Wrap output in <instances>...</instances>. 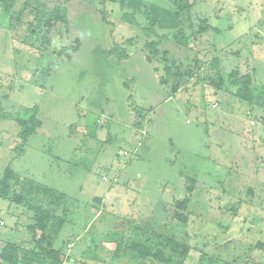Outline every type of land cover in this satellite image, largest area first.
Returning a JSON list of instances; mask_svg holds the SVG:
<instances>
[{"label": "rangeland", "instance_id": "rangeland-1", "mask_svg": "<svg viewBox=\"0 0 264 264\" xmlns=\"http://www.w3.org/2000/svg\"><path fill=\"white\" fill-rule=\"evenodd\" d=\"M190 1L218 26L216 38L200 35L205 23L198 14L184 34L176 31L182 21L172 18L171 0H73L70 30L57 24L51 44L42 41L43 32L36 36L26 28L15 30L17 39L0 6V96L10 94L0 98L1 108L29 116L23 109L38 106L43 119L15 164L20 175L73 198L55 240V247L66 250L74 242L66 262L129 264L114 260L111 251L100 254L95 240L107 231L109 250L144 240L129 227L136 218L143 228L194 246L185 264H264V110L234 96L238 86L229 78L234 69L254 70L253 90L264 97V0ZM80 38L84 47L67 60ZM114 42L122 46L121 60L106 52ZM127 90L133 105L127 104ZM74 101L75 110L90 101L122 118L132 110L142 132L137 151L113 135L105 114L94 120L92 132L69 136V123L78 125ZM17 132L15 118L2 116L0 174ZM72 144L80 147L70 153L76 165L67 167L54 155ZM125 149L131 156L123 155ZM130 173L140 177L129 181ZM41 201L31 196L24 207L0 197V252L6 241L30 240L31 208ZM58 208L62 213L55 203Z\"/></svg>", "mask_w": 264, "mask_h": 264}, {"label": "trees", "instance_id": "trees-1", "mask_svg": "<svg viewBox=\"0 0 264 264\" xmlns=\"http://www.w3.org/2000/svg\"><path fill=\"white\" fill-rule=\"evenodd\" d=\"M72 1L0 0V6L3 7L5 17L9 18V28L11 31L13 30L15 37H18L17 39H20V35L17 36L15 30L19 31L21 28H26V30L31 31L36 36L39 32H43L42 41L46 44H51L49 33L57 24H64L66 30H70L69 11ZM171 1L175 6L173 17H178L181 13L192 9L194 5V2L190 0ZM123 3H125L124 0ZM104 21L109 25L113 24L106 19ZM201 21L205 25L208 22L207 19ZM205 25L199 28L201 29L199 33L207 29ZM183 31H179L180 34H184ZM185 37H188V35ZM78 39L74 41L78 42ZM75 42L70 45L73 53H76L81 45V40H79V44L76 42L77 46L73 44ZM122 50V46L114 42L112 48L106 52L112 57L115 56L121 60V58L125 57L121 56ZM66 58L67 60H72L73 54H66ZM254 75L255 71H251V69L245 72L234 69L229 73V78L233 80L232 86H238L234 95L239 100L255 104L264 110V97L256 95L253 90L255 85ZM9 95L8 92H3L0 98L9 99ZM2 109L0 105V118L3 116L6 120L15 117V122L18 126L16 134V142L18 141V143L15 146V150L20 152V150L25 148L29 138L42 128L43 121L38 116V106L23 109L26 115L30 113L29 116H12L10 113H4ZM14 188H19L20 190L12 192ZM31 196L42 201L31 208L33 222L27 225L30 240L27 243L4 242L0 252L2 264H64V256L69 248L67 247L66 250L65 247H55V240L65 227L68 220V209L73 203V198L69 197L65 192L38 180L20 175L8 164L0 174V197L8 199L11 203H19L24 206ZM44 200L46 202L50 201V203H42ZM52 202L54 203L53 208ZM55 203L59 207L63 206L62 213H60L59 208L58 210L55 209ZM26 207L28 210V206ZM186 219L185 217L183 221H186ZM130 221L131 225L129 227L132 229V235L134 233L141 234L145 237L144 240L135 238L132 242L124 243L120 247L118 245V249L109 250L104 244V239L108 238V232L106 231L100 241L97 242L95 240V247L99 248L100 254L104 250L106 252L111 251L114 260L117 258L116 260H124L129 264H185L190 251L194 249V246L176 239L175 236L154 232L146 225L144 228L141 227L137 224L138 220L136 218ZM68 246L70 247V245ZM69 260L72 261V258Z\"/></svg>", "mask_w": 264, "mask_h": 264}, {"label": "crops", "instance_id": "crops-1", "mask_svg": "<svg viewBox=\"0 0 264 264\" xmlns=\"http://www.w3.org/2000/svg\"><path fill=\"white\" fill-rule=\"evenodd\" d=\"M173 14H175V11L172 12V18L173 19L178 20V21H182V24L179 26V29H176V31L179 32L182 29L189 30L190 29V25H189L188 21L189 20L190 21H193V18H194L193 16H196V14H198L200 16L199 20L207 19V21H208L207 24L205 25V28H207V29H204V31H202L200 33V35L203 36V35L206 34L207 35L206 40L208 38L215 37V36H212V33L214 32V30L217 29L218 26L211 25L209 23L208 17H206L201 11L198 12V10L192 8V9H190L188 11H185V12L181 13L178 17H175V16L173 17ZM187 26H189V27L186 28ZM219 32L220 31L217 32V34H216L217 36H218ZM80 40H81V38H80ZM214 42L216 43V40ZM217 45H219V44H217ZM83 47H84V45H83L82 40H81V45L79 47V50L76 53L73 54L72 60H74L76 58L77 54L79 53V51H81V48H83ZM217 52H218V46H217ZM216 56L218 58V53H217ZM72 60H69V61H72ZM62 63H64V62H62ZM169 74H170V72L168 73V75ZM180 88H183V86H180L178 88V90ZM235 91L236 90H233L232 93L234 94ZM218 94H219V92H216L215 93V95H218ZM131 98H132V91L131 90H127V92H126V101H127V104L128 105H133V104H130V99ZM216 101H214V103H213V106L214 107H218L220 105V103L218 102V100H216ZM87 104H88L87 102H84L83 103L82 110L80 111L79 109L78 110H75L76 101L73 102V108L75 110L74 112H75L76 115H78V125L75 126L74 123H72V122L69 123V125L71 127V130L69 131V136L75 135L77 130H79L78 132H83L85 130L84 134H88L89 133L88 129L92 128V130L90 131V132H92L93 129H94V123H95L94 120H96V122L98 123V118L99 117L101 118V114H105V115H109L108 117L110 119L109 118H105V121L107 122V125H109V129H110V131H112L113 135H117L118 137H121L122 141L125 142L126 146H127V144H132V145L136 146L134 150L137 151V147L140 146V145H138V139L137 138L142 135V134H140L142 132H139L138 131V128H140V122H139V120H135L134 119V117L132 116V114L134 112H132V110H131V112H129V114H127V116H125V117L123 116V118H122L120 115L113 114L114 112L113 113H110L109 112L108 114H106L100 108L95 109V107L90 106V101H89V104L88 105ZM138 109H140V108H138ZM38 112H39L38 113V116L41 118V116L39 115L41 113V111L39 110V108H38ZM92 114H94L96 116H92ZM140 116L143 118V115H140ZM108 119L111 120L112 125H111V123H109V121H107ZM42 121H43V119H42ZM140 121H141V119H140ZM142 121H146V120H142ZM199 122H201V121H199ZM101 123H102V121H100V124ZM73 127L76 128L75 131L73 130ZM152 132H153V130H152ZM197 132L198 131L195 130V133H197ZM153 134H154V132H153ZM28 141L29 142H27V144L25 145V148L23 150H20V152L15 150V146L18 143V141L16 142V140H15V142L13 144H9V145L6 146V149L8 151L7 154L9 156L8 157V162H9L8 164H10V166L17 173H19V172H18V169H17L16 164H15L16 163V160L19 159L25 153L27 147H29L30 140H28ZM109 141H107V142H109ZM79 147H80V145L78 147H76V145H74V144H72L69 147H63L60 150H67V151L66 152H63V153L60 152L59 154L56 153L57 155H54V158L58 159L59 161H62L63 164L65 166H67V167L73 166V164L76 165V163H74L72 161L73 157L70 156V153H73L74 154V150L77 151L79 149ZM125 147H122V146L119 147L118 148V151L121 153L123 151L122 149L125 148ZM101 149H103V148H101ZM123 155L131 156V154L129 153V151L127 149H125V152H123ZM116 156H117V154L114 153L112 155V158H115ZM108 163H110V165H111L112 162H108ZM108 169H109L108 171H110L111 170V167L108 168ZM122 169H123V171L122 170H119L118 172L123 173L124 172V167L123 166H122ZM66 170H68V168ZM22 176L28 177L26 175H22ZM138 177H140V176H137L135 173H130V176H129L130 179H129V181H134ZM29 178H32V177H29ZM180 181L184 182L185 179L180 178ZM129 206H131V205L129 204ZM137 206H139V201H138ZM140 210H142L144 212H151L152 211V210L145 211L144 208H141ZM140 214H142V213H140ZM137 224H138V222H137ZM18 226H19V222H18V220H16L15 221V226L12 228V231H15L18 228ZM82 236L83 235H80L79 237H82ZM27 238H30V233L29 232H28V237ZM101 238H100V236H98V238H96V241L97 242L100 241ZM20 242H22V241H20ZM104 244H105V241H104ZM68 245H70V247ZM68 245H67V247L70 248V249H68L67 253H70L71 254L70 250L74 247V242L73 241H70V242H68ZM105 247H106V244H105ZM106 248H108V247H106ZM64 264H73V263L70 260L69 262L64 261Z\"/></svg>", "mask_w": 264, "mask_h": 264}, {"label": "built area", "instance_id": "built-area-1", "mask_svg": "<svg viewBox=\"0 0 264 264\" xmlns=\"http://www.w3.org/2000/svg\"><path fill=\"white\" fill-rule=\"evenodd\" d=\"M105 180H106V178H105ZM0 219H1V217H0ZM1 224H4V222H3V221H1Z\"/></svg>", "mask_w": 264, "mask_h": 264}]
</instances>
